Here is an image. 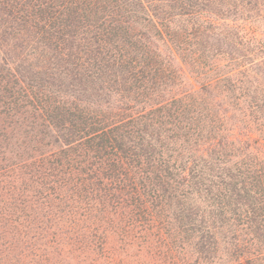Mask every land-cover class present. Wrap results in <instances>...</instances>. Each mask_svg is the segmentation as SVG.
I'll list each match as a JSON object with an SVG mask.
<instances>
[{"label":"trees","instance_id":"16d2710c","mask_svg":"<svg viewBox=\"0 0 264 264\" xmlns=\"http://www.w3.org/2000/svg\"><path fill=\"white\" fill-rule=\"evenodd\" d=\"M0 264H264V0H0Z\"/></svg>","mask_w":264,"mask_h":264}]
</instances>
